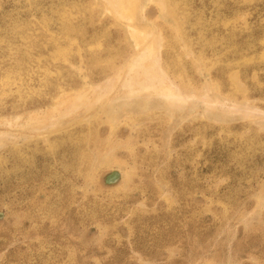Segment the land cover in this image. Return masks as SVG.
<instances>
[{
	"label": "rangeland",
	"instance_id": "rangeland-1",
	"mask_svg": "<svg viewBox=\"0 0 264 264\" xmlns=\"http://www.w3.org/2000/svg\"><path fill=\"white\" fill-rule=\"evenodd\" d=\"M0 212V264H264V0H0Z\"/></svg>",
	"mask_w": 264,
	"mask_h": 264
},
{
	"label": "water",
	"instance_id": "water-1",
	"mask_svg": "<svg viewBox=\"0 0 264 264\" xmlns=\"http://www.w3.org/2000/svg\"><path fill=\"white\" fill-rule=\"evenodd\" d=\"M121 181V171L118 169H114L110 171L105 178H103V183L105 186H112L119 184Z\"/></svg>",
	"mask_w": 264,
	"mask_h": 264
},
{
	"label": "bare ground",
	"instance_id": "bare-ground-1",
	"mask_svg": "<svg viewBox=\"0 0 264 264\" xmlns=\"http://www.w3.org/2000/svg\"><path fill=\"white\" fill-rule=\"evenodd\" d=\"M117 1V0H116ZM134 1V0H133ZM113 2V1H112ZM133 6V5H132ZM161 7V6H160ZM122 8V7H121ZM135 10V9H134ZM109 11V10H108ZM120 11V10H119ZM126 13V12H125ZM126 16V15H125ZM132 16V15H131ZM132 18V17H131ZM135 18V17H134ZM130 21V20H129ZM129 30V29H128ZM133 30V29H132ZM138 31V30H137ZM143 31V30H142ZM139 33V32H138ZM132 34V33H131ZM145 34V33H144ZM139 35V34H138ZM155 35V34H154ZM133 37V36H132ZM146 38V37H145ZM134 39V38H133ZM141 39V38H140ZM143 39V38H142ZM153 40V39H152ZM139 41H141V40H139ZM151 42V41H150ZM154 42V41H153ZM156 45V44H155ZM134 71V70H133ZM159 72H161V71H159ZM158 76V75H157ZM156 76V77H157ZM165 77H167V76H165ZM110 79V78H109ZM107 80V79H106ZM161 80V79H160ZM159 80V81H160ZM108 81V80H107ZM104 83V82H103ZM102 83V84H103ZM158 83V82H157ZM105 84V83H104ZM114 84V83H113ZM241 84V83H240ZM154 85H155V83H154ZM96 86V85H95ZM174 86V85H173ZM91 87V86H90ZM114 87V86H113ZM191 87V86H190ZM99 88V87H98ZM169 88V87H168ZM88 89V88H87ZM104 89V88H103ZM185 89V88H184ZM112 90V89H111ZM76 93H78V92H76ZM197 95V94H196ZM90 96V95H89ZM183 97H185V96H183ZM95 98V97H94ZM187 98V97H186ZM185 99V98H184ZM70 100V99H69ZM204 100V99H203ZM81 101V100H80ZM96 101V100H95ZM217 101V100H216ZM93 103V102H92ZM221 103V102H220ZM67 104H68V102H67ZM210 104V103H209ZM213 104V103H212ZM221 106V105H220ZM242 106V105H241ZM225 107V106H224ZM226 107H227V105H226ZM236 107V106H235ZM247 107H249V106H247ZM239 108V107H238ZM242 108V107H241ZM250 108V107H249ZM252 108V107H251ZM65 109V108H64ZM221 109V108H220ZM223 109V108H222ZM221 109V110H222ZM227 109V108H226ZM236 109V108H235ZM232 110V109H231ZM62 112H63V110H62ZM250 114V113H249ZM34 117V116H33ZM48 118V117H47ZM36 119V118H35ZM53 119V118H52ZM30 121V120H29ZM28 121V122H29Z\"/></svg>",
	"mask_w": 264,
	"mask_h": 264
},
{
	"label": "flooded vegetation",
	"instance_id": "flooded-vegetation-1",
	"mask_svg": "<svg viewBox=\"0 0 264 264\" xmlns=\"http://www.w3.org/2000/svg\"><path fill=\"white\" fill-rule=\"evenodd\" d=\"M106 175H107V174H106ZM105 177H106V176H105ZM105 177H104V178H105ZM2 216H3V213H2V212H0V217H2ZM201 264H203V263H201Z\"/></svg>",
	"mask_w": 264,
	"mask_h": 264
}]
</instances>
